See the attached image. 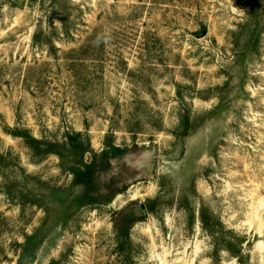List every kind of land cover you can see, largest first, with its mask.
Returning <instances> with one entry per match:
<instances>
[{
  "label": "rangeland",
  "instance_id": "rangeland-1",
  "mask_svg": "<svg viewBox=\"0 0 264 264\" xmlns=\"http://www.w3.org/2000/svg\"><path fill=\"white\" fill-rule=\"evenodd\" d=\"M0 264H264V0H0Z\"/></svg>",
  "mask_w": 264,
  "mask_h": 264
},
{
  "label": "water",
  "instance_id": "water-1",
  "mask_svg": "<svg viewBox=\"0 0 264 264\" xmlns=\"http://www.w3.org/2000/svg\"><path fill=\"white\" fill-rule=\"evenodd\" d=\"M23 1V0H22Z\"/></svg>",
  "mask_w": 264,
  "mask_h": 264
}]
</instances>
